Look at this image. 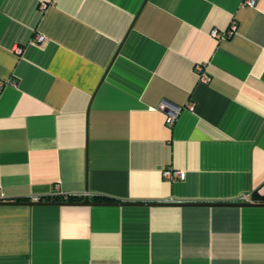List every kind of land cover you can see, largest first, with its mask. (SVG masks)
Instances as JSON below:
<instances>
[{"label":"crops","instance_id":"crops-1","mask_svg":"<svg viewBox=\"0 0 264 264\" xmlns=\"http://www.w3.org/2000/svg\"><path fill=\"white\" fill-rule=\"evenodd\" d=\"M244 1L0 0V264H264V205L241 201L264 204V0Z\"/></svg>","mask_w":264,"mask_h":264},{"label":"built area","instance_id":"built-area-1","mask_svg":"<svg viewBox=\"0 0 264 264\" xmlns=\"http://www.w3.org/2000/svg\"><path fill=\"white\" fill-rule=\"evenodd\" d=\"M256 4H257L256 0H245L244 1L245 6H249L252 8H255ZM236 31H237V25L233 24L232 27L230 28L229 32L221 33L218 30H213L211 32V35L217 39H224L225 37L234 34ZM36 41L38 43H44L45 37L39 35L36 37ZM201 71H202V69H201ZM202 78L204 79V81L207 80V77H205L204 74L202 75ZM6 83H8V82L4 81V80H0V89H2ZM162 108L167 111V113H166L167 124L169 126H172L175 123L176 119L178 118L179 114L181 113L182 108L173 106L167 102L163 103ZM178 175H180V174H177V173L175 174L171 170H168V169L164 171V176H165V178H168V179L176 178ZM59 190H60V186L57 184L56 185V191H57L56 193L57 194L59 193ZM2 200H4V195L2 192V186L0 184V201H2ZM38 201H40V198L34 199V202H38ZM241 201L243 203H248V204L255 202L250 195L244 196Z\"/></svg>","mask_w":264,"mask_h":264},{"label":"water","instance_id":"water-1","mask_svg":"<svg viewBox=\"0 0 264 264\" xmlns=\"http://www.w3.org/2000/svg\"><path fill=\"white\" fill-rule=\"evenodd\" d=\"M0 204H2V203H0ZM80 204L81 205H106V204H103V203H93V202H91V200H90V198L88 196L85 197L84 201H82ZM248 205L249 206H256V205H264V204H252V203H250Z\"/></svg>","mask_w":264,"mask_h":264},{"label":"trees","instance_id":"trees-1","mask_svg":"<svg viewBox=\"0 0 264 264\" xmlns=\"http://www.w3.org/2000/svg\"><path fill=\"white\" fill-rule=\"evenodd\" d=\"M52 200L56 201V200H59V198H54ZM69 200H81V198L80 199H78V198H70ZM260 202H264V196L261 198Z\"/></svg>","mask_w":264,"mask_h":264}]
</instances>
